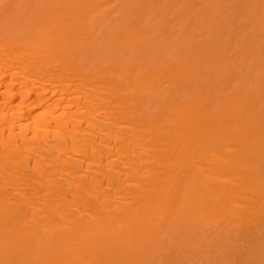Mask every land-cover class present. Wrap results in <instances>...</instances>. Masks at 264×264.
<instances>
[{
    "label": "bare ground",
    "instance_id": "1",
    "mask_svg": "<svg viewBox=\"0 0 264 264\" xmlns=\"http://www.w3.org/2000/svg\"><path fill=\"white\" fill-rule=\"evenodd\" d=\"M0 264H264V0H0Z\"/></svg>",
    "mask_w": 264,
    "mask_h": 264
}]
</instances>
